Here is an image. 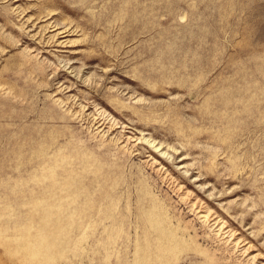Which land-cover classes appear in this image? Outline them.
I'll list each match as a JSON object with an SVG mask.
<instances>
[{
	"label": "rangeland",
	"instance_id": "374dc122",
	"mask_svg": "<svg viewBox=\"0 0 264 264\" xmlns=\"http://www.w3.org/2000/svg\"><path fill=\"white\" fill-rule=\"evenodd\" d=\"M0 264H264V0H0Z\"/></svg>",
	"mask_w": 264,
	"mask_h": 264
}]
</instances>
